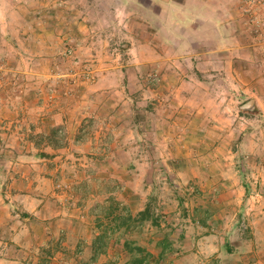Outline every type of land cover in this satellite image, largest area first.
I'll return each instance as SVG.
<instances>
[{
    "label": "rangeland",
    "instance_id": "rangeland-1",
    "mask_svg": "<svg viewBox=\"0 0 264 264\" xmlns=\"http://www.w3.org/2000/svg\"><path fill=\"white\" fill-rule=\"evenodd\" d=\"M13 95L31 96L18 128L57 191L89 153L74 136L107 147V170L79 178L99 264H264V0H0V101ZM3 223L0 258L16 243Z\"/></svg>",
    "mask_w": 264,
    "mask_h": 264
},
{
    "label": "crops",
    "instance_id": "crops-1",
    "mask_svg": "<svg viewBox=\"0 0 264 264\" xmlns=\"http://www.w3.org/2000/svg\"><path fill=\"white\" fill-rule=\"evenodd\" d=\"M29 96L13 95L8 100L0 101V224L3 223L8 212L12 213L15 207L20 210L15 211L19 217V220L16 221V223L19 222L17 227L12 226L14 223L11 226L3 223V228L8 229L11 235L5 248L12 240L16 243L13 252L10 253L6 250L5 255L0 260H2V263L7 261L9 264H69L72 260H65L67 257H64V255L72 252L77 260L76 264H82L80 259L88 254H90L89 264L107 262V251L99 254L97 247L99 240L97 241L95 237L97 227L91 219L94 206L97 207L99 204L91 199L92 194L82 191L87 185L84 184L83 186L79 183V178L82 179V176L86 180L88 179L87 175L82 174L81 165L84 168L88 166L99 168L98 171L102 170L101 172L107 170V147L100 156H97L95 155L97 153H95L93 143H81L74 136L75 145H82L89 153L87 155L75 154V159L78 160L75 164L77 173L75 172L72 177L65 179L70 184L71 189L66 193L57 191L55 187L56 174L49 169V165H53L54 161L45 158H32L29 147L39 145L28 140L29 137L25 135L24 128L22 132L18 128L20 122L25 124L23 119L26 118V114L25 112H19V110L21 106L28 107V104L32 102L31 96ZM6 103L7 105H4ZM40 114L38 120L48 118L46 113ZM16 118H19V120L14 122L13 119ZM71 128H73L74 134L79 131L78 125H75L74 128V124H72ZM95 143L97 144V142ZM83 147H80L81 152H83ZM65 163L70 164L69 162ZM112 164L116 163L112 162ZM58 166L56 164L55 170L57 171L59 170ZM89 170L90 173L96 172V170ZM93 179L100 180L95 176ZM244 188V193H246L247 189ZM65 199L68 201V208H66L67 203L64 204L63 202ZM143 209L141 207L139 211ZM32 215L34 216L32 217ZM30 216L33 218L35 226L33 223H29L31 222L28 218ZM11 229L14 230L13 233ZM59 233L64 235L60 240V247L64 252L61 251L62 255L59 254V251L57 254L52 252L51 256L45 259L42 254L43 249L45 247L49 249L57 248L58 245L57 243L54 245V240L55 235ZM65 235H67V238ZM118 239L121 240L123 246L125 240ZM159 243L163 244V241ZM57 258H62L63 261L59 259L56 263L54 260ZM123 264H127V261Z\"/></svg>",
    "mask_w": 264,
    "mask_h": 264
},
{
    "label": "trees",
    "instance_id": "trees-1",
    "mask_svg": "<svg viewBox=\"0 0 264 264\" xmlns=\"http://www.w3.org/2000/svg\"><path fill=\"white\" fill-rule=\"evenodd\" d=\"M148 211H149V207H145L142 211L139 212V218L140 220H145L148 216ZM105 237V233H103V236L99 237V240L102 241L101 239ZM104 244V243H103ZM125 247H127V249H129V251H131L132 249H130L129 247V242H126ZM135 263L134 264H143L144 260L143 259H134Z\"/></svg>",
    "mask_w": 264,
    "mask_h": 264
},
{
    "label": "water",
    "instance_id": "water-1",
    "mask_svg": "<svg viewBox=\"0 0 264 264\" xmlns=\"http://www.w3.org/2000/svg\"><path fill=\"white\" fill-rule=\"evenodd\" d=\"M255 108H256L255 99H250L241 105V109H243V110L253 111V110H255Z\"/></svg>",
    "mask_w": 264,
    "mask_h": 264
},
{
    "label": "built area",
    "instance_id": "built-area-1",
    "mask_svg": "<svg viewBox=\"0 0 264 264\" xmlns=\"http://www.w3.org/2000/svg\"><path fill=\"white\" fill-rule=\"evenodd\" d=\"M59 186H61V185H59Z\"/></svg>",
    "mask_w": 264,
    "mask_h": 264
}]
</instances>
